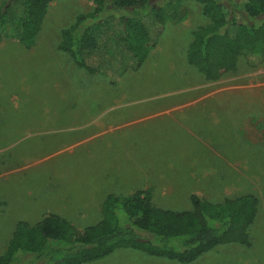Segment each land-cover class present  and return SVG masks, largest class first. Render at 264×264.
Returning a JSON list of instances; mask_svg holds the SVG:
<instances>
[{
    "label": "rangeland",
    "instance_id": "1",
    "mask_svg": "<svg viewBox=\"0 0 264 264\" xmlns=\"http://www.w3.org/2000/svg\"><path fill=\"white\" fill-rule=\"evenodd\" d=\"M8 1L0 0V5ZM184 6L189 9L187 18L180 24L169 23L145 63L140 68L128 65L115 78L114 85L110 84L112 76L92 75L77 68L71 57L60 49L61 32L74 25L79 15L93 11L91 0L52 2L41 31L29 45L12 37L0 40V256L8 248L7 243L14 232L12 219L17 214L13 213L21 209V206L13 205V201L24 200L26 212L23 215L33 226L49 210L55 209L52 203L55 195L68 196L75 185L78 189L85 185L86 171L90 168L89 144L81 139L87 135L77 132H85L87 126H101L104 119L117 129L114 136H107V142L113 141L112 149L116 146L115 138L121 136L140 144V158L146 165L144 169L152 175H160V178L168 177L172 191L177 190L173 192L175 194L185 191L183 185L197 181L202 182L203 187L204 184L211 187V195L205 192L210 203H221L226 197L249 193L257 195V216L249 230L252 246L246 257H250L249 264H264L258 259L261 255L255 253L264 250V159L254 156L247 162L245 148L234 146L236 135L233 131L234 123L250 117L251 111L257 109L254 101L261 103L258 95L254 94L255 100L249 102L238 98L231 100L225 113L235 110L232 117L231 113L219 117L209 113L187 119V123L200 119V132L196 136L174 125H167L162 131L157 130L159 127L146 129L148 124H139L136 128L127 125L123 131L117 128L134 121L131 117L133 110L155 104L141 100L153 97L159 108L165 103L159 101L160 96L171 94L179 99L181 94L190 93L201 81V72L188 62V49L193 32L210 21L203 15L200 4L186 1ZM239 63L244 71L247 59L242 57ZM175 98L172 102L176 101ZM73 128L77 130L73 132ZM205 143L213 149L205 148ZM216 143L221 144L216 147ZM98 147L99 154L94 157V162L104 157L101 142ZM214 149L228 155L237 168L219 158ZM125 154L131 161L133 151H125ZM133 170V166L124 167L110 177L122 184L135 185L129 182L134 179ZM240 172L253 175L257 181H246ZM148 173L142 174L150 175ZM220 174H223L222 178ZM128 192L126 188L125 194ZM153 202L162 209L180 211L192 208L191 202L189 207L181 197L159 195L153 198ZM60 208L69 212L66 205ZM70 216L76 228L84 229L98 224L103 214L89 213L88 221L83 219L85 215ZM241 260L242 257L232 258L231 264H240ZM227 263L224 259H208L190 264ZM86 264L181 263L156 259L141 251L121 249Z\"/></svg>",
    "mask_w": 264,
    "mask_h": 264
},
{
    "label": "trees",
    "instance_id": "2",
    "mask_svg": "<svg viewBox=\"0 0 264 264\" xmlns=\"http://www.w3.org/2000/svg\"><path fill=\"white\" fill-rule=\"evenodd\" d=\"M55 0H10L0 5V40L12 37L31 44ZM94 9L81 14L61 32L60 49L77 68L115 78L128 65L140 68L169 23L180 24L194 1L210 24L193 32L188 62L217 81L236 72L242 57L251 67L264 61V0H91ZM192 209L176 212L156 207L151 194L111 195L102 220L76 228L56 214L38 224L18 223L0 264H86L121 249L156 259L190 264L213 249L250 243L257 216L255 197L211 204L191 198Z\"/></svg>",
    "mask_w": 264,
    "mask_h": 264
},
{
    "label": "crops",
    "instance_id": "3",
    "mask_svg": "<svg viewBox=\"0 0 264 264\" xmlns=\"http://www.w3.org/2000/svg\"><path fill=\"white\" fill-rule=\"evenodd\" d=\"M200 75L202 77H200L201 81L197 84V87H195L190 93L186 92L183 93L184 95L181 94L179 99L170 96L171 94L160 96L159 101H165L164 105L159 107L160 109L162 108V110L158 108L159 104L156 103L153 97L141 100L149 104L153 101L155 102V104H150L149 110H146L149 107H142L143 109H141L140 107L133 110V114L131 115V117L134 119V121L125 122L124 125H121L117 128L119 129V131H123V129L127 125L136 128L139 124H148L145 127L146 129L159 127L157 130L162 131L163 128H165L167 125H174L177 128L182 127L184 130H186L187 133L196 136V133H198L199 135L200 132L198 131V129L200 128L198 126V122L200 121V119L196 118L193 122H190L188 120V123L187 119L196 115H198L199 117V115H206L209 113L216 114V117H219V115L227 116L231 113L232 117V113L235 110H228L227 113H225V110H227L228 108L227 104L231 100L236 101L237 98L238 100L244 99L245 102L255 100V94V96L258 95V100L261 103L254 101L257 109L255 107L251 111L250 117L246 118L245 120H241V122L234 123L233 131L236 135L235 143L237 144H234V146H242L245 148V150L247 151V162H250L254 156H259L264 159V61L260 66L253 68L249 65L247 60V68L244 69V71H242L240 63H238L236 72L228 73L217 81L207 80L202 73H200ZM173 98H175L176 101L172 102ZM179 117H183V119ZM132 123L134 125H132ZM85 128V132H77L85 133L87 136L81 139H85L89 144L88 156L90 168L86 171L85 185L82 184L81 186H79V189L78 186L75 185L70 193H68V196L57 197L58 195H55L54 199L52 200L55 209L49 210V212L45 215L44 212V216L42 217V219L49 214H56L73 223V219L70 215L76 214L78 216L85 215L83 219L88 221L90 217L88 216L89 213H99L101 215L103 214V205L109 196L114 195L116 197H128L138 191L148 192L151 194L152 198L159 195H162L163 197H181L185 199V203L189 207V202H191L192 197H199L209 202L206 199L210 197H206L205 192H209V195H211V187H205L206 184H204V187L201 186L200 183L202 182H190L187 185H183L185 186L184 192L180 191L179 194L173 193L177 190L172 191L168 177H166V179L160 178V175H152L144 169V166L146 165L140 158V144L136 142L133 143L132 141L127 139L126 136L120 135L121 137H116V146L114 149H112L111 145L113 141L107 142V136H114L117 129L115 127H111L109 121L102 119L101 126H87ZM74 130L77 129L73 128V132ZM71 140L73 141V139ZM199 140L200 136H198V141ZM100 142L102 143L101 149L104 151V157L101 160L96 159L94 162V157L99 154L100 147H98V145ZM216 144V147H218V145H220L221 143ZM204 145L207 149H213V147L208 143H205ZM214 150L216 151L219 158L224 160L227 164H231L232 167L237 168V164L235 165L233 163V160L228 155L219 153L218 149ZM125 151H133L131 161H129L125 157ZM90 160L92 161V166ZM131 166L134 167L133 172L135 171V176L133 181H131L130 179L129 182H133L135 183V185H128L125 183L122 184L111 179L110 175L116 172V170L119 171L124 167ZM143 172L150 175L142 174ZM240 175H243L241 177H243L246 181H257L253 175H250L247 172H240ZM220 176L222 178L223 174H220ZM71 181H73V179ZM118 184L121 185L117 188L116 185ZM126 188L129 191L127 194H125ZM248 196L255 198L257 197V195L249 193L247 195H242L235 198L226 197L224 198L223 202H225L226 200ZM25 198H28L27 195ZM13 205H15L16 207L21 206L20 210L16 209V211L13 213L14 215L17 214V216L13 217L12 219L14 221V226H12V229L15 231L18 223H29V220L28 217H24L23 215L26 212L23 208V199L21 201L19 198L16 199L15 201H13ZM61 205L68 206L69 212H63V210L60 208ZM183 211L189 210L187 208L186 210H180L176 212ZM100 220H102V218H99V221ZM12 237L13 234L11 236V239ZM10 240L8 241L7 245H9ZM251 246V240L248 245H241L239 243L225 244L202 255L197 259V261L205 262L208 259H224L226 263L228 262L227 264H231L232 258L242 257V260L239 261L240 264H249L248 260H250V257H246V254L248 255V253H250ZM255 253L260 254L261 257H258V259L264 261V250H258L255 251Z\"/></svg>",
    "mask_w": 264,
    "mask_h": 264
}]
</instances>
